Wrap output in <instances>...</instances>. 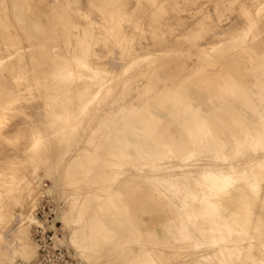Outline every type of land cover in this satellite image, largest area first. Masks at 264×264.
I'll return each mask as SVG.
<instances>
[{
	"label": "bare ground",
	"instance_id": "obj_1",
	"mask_svg": "<svg viewBox=\"0 0 264 264\" xmlns=\"http://www.w3.org/2000/svg\"><path fill=\"white\" fill-rule=\"evenodd\" d=\"M4 2L0 264L33 263L45 177L84 264H264V0ZM119 175L144 247L119 190L75 187Z\"/></svg>",
	"mask_w": 264,
	"mask_h": 264
},
{
	"label": "rangeland",
	"instance_id": "obj_2",
	"mask_svg": "<svg viewBox=\"0 0 264 264\" xmlns=\"http://www.w3.org/2000/svg\"><path fill=\"white\" fill-rule=\"evenodd\" d=\"M5 5H6V9L7 12L9 13V16L12 18L13 15V2L12 0H5ZM85 144V142H83ZM83 144V145H84ZM85 150H80L78 153H85ZM90 155H92L93 157L98 156L96 152H89ZM44 155V154H41ZM117 160V159H116ZM115 160V161H116ZM117 168V169H116ZM128 168L127 165H116L115 166V170H119V171H124ZM110 169V167H109ZM41 171V170H40ZM69 176H66L64 178V181L68 180ZM49 185H51V179L49 177H45L42 180H40L38 182L37 188L40 189L41 192H43L41 195L38 196L37 200H36V205L34 207V212L36 213V209L37 207L41 204L42 201L46 200V199H51L52 201L56 202V198L54 195H48L47 193L44 192L45 188H47ZM143 185V182H138V183H133L132 181H130V179L128 177H124V175H119L118 177L114 178H110L108 180H105L103 182H94L92 179H88V180H83L81 182H78L76 184V188L80 191H93L92 194H90V201L88 202L90 211H92L94 213V211L96 210L99 202L98 199L96 198L95 194L100 193L101 191H103V188H108L106 189V192H109L110 194L115 193L116 191H120V196L122 197V200L126 203V205L128 207H130V209L132 210V214L133 217L135 219V221L137 223H139L142 227H143V234L140 236V241L144 244L143 247L145 246V244H150V242H146L147 238H149L153 233L152 231H150V229L146 230L148 227L144 226L146 223V219H147V213L145 210L143 209H139V208H135L134 207V201H133V188L134 186H136L137 188H141V186ZM6 197V196H5ZM111 198V197H110ZM5 202H7L8 204H10V211L13 212V215L17 216L18 213V209L19 207H17L16 203L14 202V199L11 197H6L4 198ZM61 206H64L66 204V199H62L60 201ZM60 220L63 222V225L65 227V235H66V242L68 243V245L70 247H72L74 250H76L75 246H74V242H75V236L74 233L72 232V230H74L75 226L68 224V222H66L65 220H63L62 218V211L60 210L59 214H58ZM10 215L8 214V216H6V219L4 222H0V243L1 245H5L8 242V237L7 233L9 232V234L11 235H18L19 233V228L16 225H13L10 223ZM34 226H32L31 230V237L33 234V229ZM33 239V238H32ZM124 248H121V253L120 256L122 258L124 257H128L129 255H131L135 250L132 247L133 243L132 242H125L124 243ZM33 258V257H32ZM19 262H22V258L18 257L17 259ZM1 262V261H0ZM33 262V260H32ZM30 264H31V258H30Z\"/></svg>",
	"mask_w": 264,
	"mask_h": 264
},
{
	"label": "built area",
	"instance_id": "obj_3",
	"mask_svg": "<svg viewBox=\"0 0 264 264\" xmlns=\"http://www.w3.org/2000/svg\"><path fill=\"white\" fill-rule=\"evenodd\" d=\"M56 207L54 201L46 199L36 209L38 222L32 238L37 246V255L32 264H84L66 242L65 227Z\"/></svg>",
	"mask_w": 264,
	"mask_h": 264
}]
</instances>
